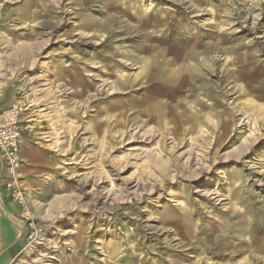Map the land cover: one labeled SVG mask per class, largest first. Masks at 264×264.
<instances>
[{
	"label": "rangeland",
	"instance_id": "rangeland-1",
	"mask_svg": "<svg viewBox=\"0 0 264 264\" xmlns=\"http://www.w3.org/2000/svg\"><path fill=\"white\" fill-rule=\"evenodd\" d=\"M9 112L0 264H264V0H0Z\"/></svg>",
	"mask_w": 264,
	"mask_h": 264
},
{
	"label": "built area",
	"instance_id": "built-area-1",
	"mask_svg": "<svg viewBox=\"0 0 264 264\" xmlns=\"http://www.w3.org/2000/svg\"><path fill=\"white\" fill-rule=\"evenodd\" d=\"M20 135L16 115L13 112L0 115V183L10 199L22 203L24 193L20 183L22 169ZM35 235L36 233H33L31 236Z\"/></svg>",
	"mask_w": 264,
	"mask_h": 264
},
{
	"label": "bare ground",
	"instance_id": "bare-ground-1",
	"mask_svg": "<svg viewBox=\"0 0 264 264\" xmlns=\"http://www.w3.org/2000/svg\"><path fill=\"white\" fill-rule=\"evenodd\" d=\"M52 6V5H51ZM50 6V7H51ZM48 13H50V10H49V8H47V11H46V14H48ZM53 13V12H52ZM44 15V14H43ZM84 25H85V23H84ZM183 45V44H182ZM196 47V46H195ZM183 52L184 53H186L184 50H183ZM158 53V52H157ZM193 55V54H192ZM180 56V55H179ZM178 56V57H179ZM157 57H158V55H157ZM210 58V57H209ZM172 61H175V58L172 60H167V61H162L161 63H159V61L157 62L156 60H151V59H149L148 61H147V64H145V66H144V68L142 69V71L140 72V74H138V75H136V79L138 78H140V77H144L145 78V82L144 83H149L150 81H152V80H157V79H159V77L160 76H162L163 74L161 73V72H159L158 70H160V64H165V65H162V66H164V68H162V71H163V73H164V71L165 70H167V71H169V66L171 65V63H172ZM135 63V62H134ZM159 63V64H158ZM133 65V64H132ZM188 65V64H187ZM185 65V66H183V71H182V73H181V75H180V78L179 79H185L186 77H188V76H191L195 71H199L200 70V68L202 67V65H201V63L199 62L198 64H194L193 66H190V65ZM152 67H154L153 68V70H156L158 73H157V75H152L150 72H151V70H150V68H152ZM189 67H190V69H191V71H190V69H189ZM156 71L154 72V74H156ZM161 71V70H160ZM173 72H175V71H173ZM160 75V76H159ZM168 76V75H167ZM170 78V77H169ZM168 78V79H169ZM174 78V77H173ZM125 79V78H124ZM183 81V80H182ZM125 82H127L126 81V79H125ZM174 82V81H173ZM156 102V101H155ZM199 103V105H205L204 103H202V102H197L196 104H198ZM157 107V106H156ZM156 111V110H155ZM196 111V110H195ZM202 111V110H201ZM147 112L150 114V116H152V118H156V116H157V114H151V112L149 111V110H147ZM167 112H169V111H167ZM165 114H167V116H168V114L169 113H163V115H165ZM162 115V116H163ZM184 116H186L187 117V114H186V112L183 114ZM159 117V116H158ZM206 117V116H205ZM185 120V119H184ZM261 120V119H260ZM145 123H147V122H145ZM164 123V122H163ZM166 124V126H169L170 124H169V121H168V123L166 122L165 123ZM92 129V128H91ZM163 131V130H162ZM187 131H190L191 133H194L195 132V130L193 129V128H187L186 130H183V132H187ZM158 132H161L160 130H158ZM189 132V133H190ZM162 133V132H161ZM165 133V132H164ZM188 133V132H187ZM166 135V134H165ZM164 135V136H165ZM206 142V141H205ZM203 148V147H202ZM245 149V148H244ZM244 152V151H243ZM22 229V228H21ZM21 235V234H20Z\"/></svg>",
	"mask_w": 264,
	"mask_h": 264
},
{
	"label": "crops",
	"instance_id": "crops-1",
	"mask_svg": "<svg viewBox=\"0 0 264 264\" xmlns=\"http://www.w3.org/2000/svg\"><path fill=\"white\" fill-rule=\"evenodd\" d=\"M22 157V156H21ZM0 176H1V163H0Z\"/></svg>",
	"mask_w": 264,
	"mask_h": 264
}]
</instances>
